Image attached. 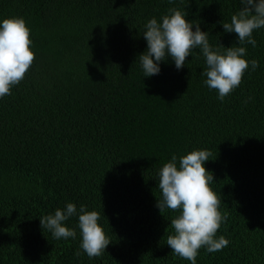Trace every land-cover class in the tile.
Returning <instances> with one entry per match:
<instances>
[{
  "label": "trees",
  "instance_id": "16d2710c",
  "mask_svg": "<svg viewBox=\"0 0 264 264\" xmlns=\"http://www.w3.org/2000/svg\"><path fill=\"white\" fill-rule=\"evenodd\" d=\"M177 8L213 50L243 46L259 67L221 102L193 49L145 77L148 20ZM240 0H0V22L23 18L35 59L0 98V264H190L166 245L179 213L156 207L158 172L172 155L209 150L203 165L227 217L222 251L196 264H264V28L237 45L223 23ZM221 45V46H220ZM249 97L251 99L249 100ZM72 203L100 213L111 243L89 259L76 238L53 239L40 218ZM80 250L79 257L74 253Z\"/></svg>",
  "mask_w": 264,
  "mask_h": 264
},
{
  "label": "clouds",
  "instance_id": "9594fccd",
  "mask_svg": "<svg viewBox=\"0 0 264 264\" xmlns=\"http://www.w3.org/2000/svg\"><path fill=\"white\" fill-rule=\"evenodd\" d=\"M175 0H168L172 4ZM241 8L231 16L230 23H223L225 33H235L237 45L251 44L256 47L253 32L264 28V0H240ZM187 13L177 8H169L168 14L152 18L144 25L143 38L146 51L138 58L145 77L158 75L159 64L170 57L177 70L185 66L193 49H200L205 59V69L201 75L209 90H216L221 102L242 82L249 66L255 71L259 62L248 61L243 46H232L213 50L209 44L208 33L202 32L198 24L185 19ZM30 29L23 18H6L0 22V98L11 95V89L18 85L30 69L35 55L31 51ZM251 97H249V100ZM209 150H193L179 157L172 155L158 172L160 199L156 207L160 214L166 209L179 214L171 220L173 234L168 235L166 245L171 252L196 264L200 249L208 253L222 251L229 241L224 236L217 238V232L227 217L220 211L221 197L211 188L213 174L203 166L209 161ZM77 216L80 230L79 249L89 259L98 258L105 253L111 243L98 221L100 213L88 211L81 205L79 210L72 203L54 214L40 218L41 229L49 231L56 240L76 238V231L65 226L64 222ZM74 253L79 257L81 251Z\"/></svg>",
  "mask_w": 264,
  "mask_h": 264
}]
</instances>
